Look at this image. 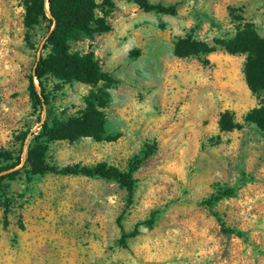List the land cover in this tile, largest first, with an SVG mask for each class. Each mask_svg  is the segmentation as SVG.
Returning <instances> with one entry per match:
<instances>
[{
	"label": "rangeland",
	"instance_id": "obj_1",
	"mask_svg": "<svg viewBox=\"0 0 264 264\" xmlns=\"http://www.w3.org/2000/svg\"><path fill=\"white\" fill-rule=\"evenodd\" d=\"M112 1L108 31L75 33L69 41L71 52L92 51L119 80L107 88L105 138L50 141L45 160L125 171L149 151L132 175L131 195L113 179L35 174L25 163L45 117L30 97L28 76L48 52V22L27 28L23 1L0 0V151L12 157L0 166L19 160L20 169L0 182V264H264V134L245 121L264 102V90L228 109L241 129L220 131L226 109L191 79L203 76V56L173 55L188 35L211 42L235 34L244 4L149 0L172 7L162 13ZM248 5L264 37V0ZM44 84L60 120L77 116L89 91L106 86L52 76ZM136 224L137 234L124 237Z\"/></svg>",
	"mask_w": 264,
	"mask_h": 264
},
{
	"label": "trees",
	"instance_id": "obj_2",
	"mask_svg": "<svg viewBox=\"0 0 264 264\" xmlns=\"http://www.w3.org/2000/svg\"><path fill=\"white\" fill-rule=\"evenodd\" d=\"M25 7L24 24L27 28L36 25L40 20L48 22V33L45 39V47L48 52L40 55L28 76V90L35 105L45 110V117L39 124V132L34 139V146L29 148L25 156V163L31 167L35 174H61L81 175L85 177H101L115 180L119 186L126 189L129 195L134 189L133 173L141 161L150 155L144 152L142 157L135 156L125 171L98 162L94 165H66L57 166L47 163L45 160V144L57 140L67 139L74 141L79 137H91L96 141L105 138L104 109L108 103V85L118 83V78L111 73L102 70L99 60L92 51L85 53H73L70 51L69 41L75 33H100L109 30L106 22V13L113 7L112 0H22ZM134 3L143 11H156L172 13V7L163 4H153L149 0H127ZM238 21L235 34L223 36L208 42L193 35H188L178 40L173 47V55L187 57L190 55L203 56L201 62L207 65L209 62L205 55L217 49L223 48L227 53L245 55L243 74L250 92L257 93L264 90V37L261 36L254 24L243 21L242 17L235 18ZM212 24V22H210ZM197 21L195 28L199 27ZM133 53V52H131ZM134 52L132 55H136ZM52 76L60 82L77 81L95 87L99 82H104L105 87L92 89L84 98V107L77 116L60 120L52 115L48 98L45 95V79ZM35 79L38 84H35ZM58 87V85L56 86ZM39 88V90H38ZM245 121L264 134V102L252 108L246 115ZM220 131L241 129L242 124L235 121L233 113L226 109L219 113L217 121ZM12 157L5 151H0V161L11 160ZM19 160L9 166H0V182L4 179H13L20 171L15 168ZM210 204V203H209ZM155 212L151 213L147 223L154 221ZM139 224L124 237H133L138 232Z\"/></svg>",
	"mask_w": 264,
	"mask_h": 264
},
{
	"label": "crops",
	"instance_id": "obj_3",
	"mask_svg": "<svg viewBox=\"0 0 264 264\" xmlns=\"http://www.w3.org/2000/svg\"><path fill=\"white\" fill-rule=\"evenodd\" d=\"M231 6L244 4L241 17L243 21L253 22L254 19L248 16L246 11L251 8L248 3L252 0H228ZM207 20V19H206ZM229 25H233V22H229ZM204 24L212 25L210 22L204 21ZM229 31L233 29H228ZM230 32L225 36H232ZM243 54L232 55L227 53L223 48L217 47V49L211 53L205 55L208 60V64H202L203 76L192 74V82H196L205 88L207 97L214 102H217L223 106L222 109H235L237 105L245 102L249 89L246 85L242 63L244 61ZM242 69V71H241Z\"/></svg>",
	"mask_w": 264,
	"mask_h": 264
}]
</instances>
